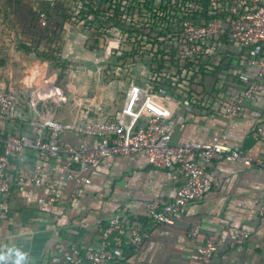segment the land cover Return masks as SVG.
<instances>
[{
  "label": "crops",
  "instance_id": "obj_1",
  "mask_svg": "<svg viewBox=\"0 0 264 264\" xmlns=\"http://www.w3.org/2000/svg\"><path fill=\"white\" fill-rule=\"evenodd\" d=\"M36 8L50 15L47 29L38 26ZM83 14L85 19L78 20ZM88 26L87 13L78 7L77 0H0V89L12 91L20 104L13 119L0 118L1 134L34 139L41 135L39 127L44 120L75 122L73 114L84 94L78 80H87L89 86L98 76L96 93L100 97L116 86L125 93L130 81L146 83L148 60L134 63L129 76L120 75L116 66L104 76L101 71L88 69L75 72L69 65L65 67L67 81L63 87L51 85L45 97H39L37 92L44 87L36 79L45 76L55 55L53 49L63 48L62 57L70 54L81 35L86 44L93 45ZM80 31L83 34L77 33ZM208 51L191 71L164 76L153 71V92L173 114L165 124L170 144L207 145L218 137L222 144L257 158L264 154V143L253 140L251 133L264 122V79H257L256 66L246 65L242 49L217 45ZM259 54L255 48L253 56ZM92 59L93 50L85 55L86 68H93ZM33 70L35 75L30 76ZM240 73L257 79L259 91L253 102L243 105L239 117L228 119L226 108L242 94L237 79ZM50 77L55 78L53 74ZM46 102L50 106H45ZM99 106L96 99L87 104L94 110ZM60 139L82 142L87 147L93 144L69 132L61 133ZM37 163L43 171L40 185L31 181ZM7 174L11 187L0 203V250L21 247L30 253L32 264H45L51 257L64 264L70 245L92 242L99 226L113 213L129 214L145 225L141 216L145 203L171 198L183 182L173 169L152 168L144 152L80 167L62 154L41 162L36 151L26 150L11 158ZM207 177L210 187L199 201L185 206L171 225L153 229L137 250L125 247L117 264H199L196 243L210 235L228 240L237 230L249 232L243 247L219 244L211 264H264V213H260L264 206V171L219 160L208 166ZM49 185L56 189L51 190ZM194 222L201 225L196 243L186 236Z\"/></svg>",
  "mask_w": 264,
  "mask_h": 264
},
{
  "label": "built area",
  "instance_id": "obj_2",
  "mask_svg": "<svg viewBox=\"0 0 264 264\" xmlns=\"http://www.w3.org/2000/svg\"><path fill=\"white\" fill-rule=\"evenodd\" d=\"M85 4L93 44L95 39L104 45L102 59L94 58L93 52L92 64L101 63L106 71L116 66L120 75L129 76L134 63L148 60L146 83L130 81L120 109L108 118L70 124L44 120L37 138L0 137V203L11 187L7 174L10 160L23 151H36L41 162L62 154L80 167L144 152L152 168L173 169L183 179L174 195L145 203L141 212L145 225L129 214L113 213L99 226L92 242L71 244L63 257L64 264H117L125 247L137 250L153 229L171 225L185 206L204 196L210 187L207 169L213 161H236L264 171V154L249 158L238 148L222 144L218 137L207 145H171L165 124L173 114L153 92V71H158V76L191 71L200 58L209 54L208 49L217 45L242 49L246 65L256 66L257 79H264V0H85ZM34 15L40 28L50 26L51 18L45 10L36 8ZM255 48L260 54L254 57ZM237 79L242 94L226 108L228 119L239 117L243 105L253 102L259 91L257 79L245 73ZM19 107L12 91L0 89V118L13 119ZM63 132L93 144L87 147L82 142L62 141ZM251 136L264 143V122L253 129ZM42 173L41 164L34 165L32 183L40 185ZM49 188L56 189L52 185ZM49 199L55 201L53 197ZM260 213H264V206ZM200 230V223L194 222L187 238L196 243ZM248 238L245 230H237L228 240L207 236L196 243V259L199 264H211L219 244L241 249ZM45 264H58L57 258L51 257Z\"/></svg>",
  "mask_w": 264,
  "mask_h": 264
},
{
  "label": "rangeland",
  "instance_id": "obj_3",
  "mask_svg": "<svg viewBox=\"0 0 264 264\" xmlns=\"http://www.w3.org/2000/svg\"><path fill=\"white\" fill-rule=\"evenodd\" d=\"M77 2H78V7H80L81 9H84L86 7L85 0H77ZM81 19L82 20L85 19L84 14L78 15V20H81ZM96 32L98 33V31ZM77 33L80 34L81 31ZM74 45L75 46L72 47V52L70 54L67 53L63 57L61 56V53L63 52L62 50L63 48L53 49V51H55L54 52L55 55H52L51 57L52 66L48 64L45 76L44 77L39 76L36 79L41 84H43V87H44L43 89L41 88L40 90H38L37 95L39 97L41 98L45 97L46 92L52 89L51 85H53V88H59L60 86L63 87L64 83L67 81L66 79L67 72L65 70V67L69 65L72 67V70L75 72L85 71L86 69H88V70H91L93 73H97V71H101L103 72L104 76H106L105 74L106 70L102 68L103 64L101 63L92 64V62H90L91 67L93 66L92 69L86 68L85 66V63H86L85 55L86 54L89 55L92 50L94 52V58H98L99 60L102 59L104 45L101 41L97 42V40L94 39V44L92 46L90 43L86 44L85 38L82 37L81 35V37H78L77 44H74ZM50 74H53L55 78H51ZM103 74L101 76H103ZM32 75L33 76L35 75L34 70L31 72L30 76ZM98 79H99L98 76L95 77V80H93V82L90 83L89 86L86 85L87 80L85 79L78 80L79 82L78 88L82 90L84 94L82 96V101L81 102L79 101L78 103L80 105H78L79 107H78L77 112L76 113L72 112V113H75L73 114V116L76 117L75 122H82L83 120H86V119L90 121L101 120L104 117H109L115 114L119 110L120 108L119 104H121L123 94H124L123 88L120 89L116 86L112 89L111 93L105 92L107 94H104L103 97H100V95L96 93V89H98L99 87ZM94 99H96L99 102V104L102 105V106L97 107L98 109L96 110L92 109V107L90 108L87 107V104H90L92 100ZM45 106L48 107L50 106V104L46 102ZM93 108H96V107H93ZM62 111L63 110H59L58 112L63 113Z\"/></svg>",
  "mask_w": 264,
  "mask_h": 264
},
{
  "label": "clouds",
  "instance_id": "obj_4",
  "mask_svg": "<svg viewBox=\"0 0 264 264\" xmlns=\"http://www.w3.org/2000/svg\"><path fill=\"white\" fill-rule=\"evenodd\" d=\"M0 264H32L30 253L21 247L0 250Z\"/></svg>",
  "mask_w": 264,
  "mask_h": 264
},
{
  "label": "trees",
  "instance_id": "obj_5",
  "mask_svg": "<svg viewBox=\"0 0 264 264\" xmlns=\"http://www.w3.org/2000/svg\"><path fill=\"white\" fill-rule=\"evenodd\" d=\"M84 9H85V8H84ZM97 13H98V12H97ZM5 136H6V135L0 133V137H1L2 139H4ZM2 151H3V143L0 142V154L2 153Z\"/></svg>",
  "mask_w": 264,
  "mask_h": 264
}]
</instances>
